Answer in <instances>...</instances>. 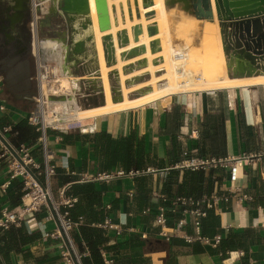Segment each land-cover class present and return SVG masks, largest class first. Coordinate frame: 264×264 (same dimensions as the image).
I'll return each instance as SVG.
<instances>
[{
  "label": "crops",
  "instance_id": "0c3cea01",
  "mask_svg": "<svg viewBox=\"0 0 264 264\" xmlns=\"http://www.w3.org/2000/svg\"><path fill=\"white\" fill-rule=\"evenodd\" d=\"M5 19L0 16V127L10 126L16 130L18 135L7 138L13 146L26 144L34 158H42L40 135L28 122L33 112L26 106L17 107L11 98L15 91L16 97L34 102L27 90L35 88L36 91L37 88L36 57L22 34L9 31ZM43 26L44 40L55 42L61 51L62 71L75 78H85V71L82 72L80 67L83 62L75 60L70 34L65 31L66 38L56 36L61 25L49 15L45 16ZM66 64L69 66L65 69ZM220 92L223 94L219 95ZM244 93L245 96L236 89L183 94L138 110L93 119L85 125L77 124L71 130L50 133L49 145L56 156V175L52 178L51 188L58 202L77 200L71 209L70 238L82 257L81 264H105L103 255L115 260L116 264H264V184L258 185L260 174L264 172V156L252 168L220 169L218 181L204 173L206 183L196 188L195 193L198 191L203 196L211 192L227 193L232 186L247 184L255 198L247 208L235 200L220 205L221 214L217 215L221 224L217 234L224 233L222 247L214 248L199 242L187 244L181 239L167 243L158 238L153 225L156 211L163 205L158 195L169 200L180 195H194L190 181L202 171L174 168L178 162L194 157L232 159L264 153V88L251 87ZM207 119L213 124V135L221 134L218 137L220 144L215 143L212 154L224 152L223 158L208 154V147L201 142L203 123ZM99 133L113 139L135 135L145 153L163 161L164 165L150 167L148 173L119 178L109 184L81 182L82 175L126 171L120 166L102 171L100 151L104 140L100 138L98 150L93 141V136ZM176 145L179 146L177 151ZM5 156L0 155L1 212L5 207L12 208L11 196L21 185L14 180L5 193L1 191V186L10 178V170L4 166ZM142 183L147 186V194L139 189ZM107 218L125 231L136 228L138 232L116 235L99 227ZM23 225L29 234L38 235L40 239L23 246V254L11 253L5 263H2L0 250V264H73L64 258L61 243L51 245L42 241L58 230L49 209L34 214ZM225 227L228 229L224 230ZM141 232H149L148 239L160 240L164 248L150 249ZM231 236L234 248H227L225 243ZM225 250L231 255H225ZM240 252L245 256L240 257Z\"/></svg>",
  "mask_w": 264,
  "mask_h": 264
},
{
  "label": "bare ground",
  "instance_id": "6f19581e",
  "mask_svg": "<svg viewBox=\"0 0 264 264\" xmlns=\"http://www.w3.org/2000/svg\"><path fill=\"white\" fill-rule=\"evenodd\" d=\"M49 4L50 0H44ZM128 0H108L112 28L109 31L101 32L99 27V19L95 6V0H90L92 32L96 38V52L99 62L100 80L104 93L105 104L102 106L82 109L79 107L75 98V92L80 86V79L70 77L69 74L62 71L61 51L53 41H44L42 50L45 61L55 60L61 67V74L58 83V91L52 90L51 103L47 113L44 116V124L50 128L51 126L67 130L70 125L83 124L97 118H105L115 116L124 112L138 110L147 106H151L158 102L169 100L183 94L218 92L228 90L230 92L236 89L241 90L245 96V91L251 87L264 88V74L259 76L232 78L226 72L227 60L223 52L222 42L218 36V22L205 23L203 21L196 22L193 16L191 0H154L155 6L152 9L145 10L142 7V0H139L141 6L142 19L135 17L134 21L128 19ZM213 13L216 16L215 0H211ZM124 6L126 23L122 21L120 6ZM113 6L117 8V15L113 13ZM175 6L174 14H171L170 7ZM134 7V5H133ZM151 10L156 11L154 18L147 19L144 14ZM190 14V16H189ZM197 16V15H196ZM156 23L159 33L150 37L147 27ZM138 24L143 25L144 34L141 36L140 43L133 40L132 28ZM128 30L131 44L127 48H120L117 40V33L121 30ZM113 35L116 45V55L118 63L108 66L103 46V37L105 35ZM160 40L162 50L156 54L150 52V42ZM141 44L148 46L149 51L146 55L136 59L126 61L121 59V53L125 50L135 48ZM215 48L219 51L215 52ZM89 47L83 46L79 50V57L83 58L84 53ZM144 58L149 59V66L144 69H137L131 73H126L125 69L129 64H134ZM163 58V61L155 65L153 61ZM163 70L164 74L158 76V72ZM117 72L118 80L121 85L122 100L114 102L112 93L111 75ZM150 75V79L146 82L133 86H127V81L136 77ZM95 79L97 73L91 74ZM94 75V76H93ZM114 76V75H113ZM87 79V77H85ZM166 82L162 88L159 85ZM151 88L148 94L131 98L135 92ZM51 91L47 84L44 93ZM50 200L53 197L49 193ZM65 231L69 226H64ZM61 235V234H60ZM69 239V236H67ZM70 241V239H69ZM72 250L76 254V249L70 241ZM64 255L74 264L70 249L67 245L63 248Z\"/></svg>",
  "mask_w": 264,
  "mask_h": 264
},
{
  "label": "built area",
  "instance_id": "2783aa9c",
  "mask_svg": "<svg viewBox=\"0 0 264 264\" xmlns=\"http://www.w3.org/2000/svg\"><path fill=\"white\" fill-rule=\"evenodd\" d=\"M43 6H46V2L44 0H32V31L34 37V55L36 57L37 64V88L35 94L30 95L31 99L36 104V108L28 121L31 126L37 129L39 135H41L40 142L43 162H39V160L33 157L30 148L27 147L26 144L20 143L18 146H14L26 165L32 170V174L29 173L21 164H18L16 170H14L13 174L9 176V181L1 186V191L5 193L11 186L12 182L17 180L18 177H24V179H26L25 182L22 183V204L16 208L5 207L2 209L0 217V233L6 232L13 226L19 227L31 219L34 214L39 213L44 209H49V202H51L58 213L63 227L69 226V228L65 231V233L69 236L68 232L72 226V220L70 217L71 209L74 207L77 200L67 199L61 202L55 201L51 188L52 178L56 175V156L49 145L48 130H55L56 128L52 126L48 128L44 124V116L46 115L47 109L51 103L52 90L58 91L57 87L59 84L56 82L59 80L60 73L57 66H53L51 63L44 61L43 59L42 42L38 37V28L42 19L41 10ZM46 84L48 89L51 90L49 95L44 93ZM0 131L5 138L18 135L16 130L10 126L3 127ZM11 156L14 157L13 155ZM262 156H264V153L245 154L241 157L232 159L194 157L178 162L174 168L202 171L213 181H218V171L220 169L230 168L234 171L235 168H252L255 165V162L260 160ZM150 171L151 170H131L127 172L124 170H114L111 172L101 173L96 176L82 175L80 181L104 182L109 184L119 178L136 177ZM25 175H27V177H25ZM263 184L264 172L260 174L258 180V185ZM49 193L53 197V202L50 200L48 195ZM158 197L162 200L163 205H161L156 211L153 225L154 228L157 229V236L159 239L167 243H170L175 239H181L187 244L199 242L202 244L212 245L214 248H220L223 246L225 239L224 233L220 232L212 239L207 237L203 230L204 219H206L211 212L221 214L220 205L228 204L232 200H235L243 208H247L249 204L255 201V198L247 184H244L243 186H232L227 193L222 194L211 192L200 197L194 195H180L170 200L165 196L158 195ZM98 226L109 230L116 235H122L125 232H138L136 228H130L125 231L121 228V226L112 222L110 218H107ZM190 228H192L191 231ZM225 229L227 230L228 228L225 227L224 230ZM60 234L61 232L58 229L53 234H49L47 237H44L42 241L46 244L52 245L54 243L53 238L63 239ZM140 234L143 239L149 238V232H141ZM61 249H63V246ZM225 255H231V252L225 250ZM103 256L105 264H116L115 260L107 258L105 255ZM239 256L243 257L245 256V253L240 252ZM78 257L81 260V255L78 254ZM64 258L70 261L65 255Z\"/></svg>",
  "mask_w": 264,
  "mask_h": 264
},
{
  "label": "water",
  "instance_id": "95a60500",
  "mask_svg": "<svg viewBox=\"0 0 264 264\" xmlns=\"http://www.w3.org/2000/svg\"><path fill=\"white\" fill-rule=\"evenodd\" d=\"M14 1L13 8L9 9L11 15V22L8 25V29L11 32H15L16 28L20 24L18 15L24 10L23 0H11ZM55 4L63 11L69 20L72 32L71 37L75 49L76 60L87 63V60L92 61L95 65V73L97 77L100 73L99 60L96 52V38L92 32V20H91V5L90 0H53ZM195 8V14L199 19L210 20L215 22V15L213 13V7L211 0H191ZM142 7L145 10L152 9L155 6L154 0H142ZM16 5V6H14ZM134 5V7H133ZM95 6L99 19V27L101 32L111 30V17L109 11L108 0H95ZM129 18L134 21L136 11V18L142 19L141 6L139 0L127 1ZM113 13L117 15V8L113 6ZM216 17L221 28V35L223 39V49L227 57V66L229 76L232 78H245L252 76H259L264 74V0H215ZM123 22L126 23L124 6H120ZM12 13V14H11ZM145 18L150 19L156 16V11L151 10L144 14ZM147 32L150 37H153L159 33V28L156 23L147 27ZM133 40L135 43H140L141 36L144 34L143 25L138 24L132 28ZM118 45L120 48H127L131 44V39L128 30L124 29L117 33ZM83 46L89 47L91 51L84 53L83 58H80L78 53ZM103 46L105 51V58L108 66H113L118 63L116 55V45L113 35H105L103 37ZM150 52L156 54L162 50L160 40H154L150 42ZM149 48L145 44H141L135 48L125 50L121 53V59L130 61L140 56L146 55ZM163 61V58H158L153 61L155 65ZM149 66V59L144 58L134 64H129L125 72L131 73L134 70L144 69ZM98 67V68H97ZM159 75L164 74L161 70ZM114 75V76H113ZM111 75L112 93L114 102L121 101V85L118 80L119 75L117 72H113ZM150 79V75L136 77L127 81V86H133L139 83L146 82ZM115 81L116 85H113ZM166 82L159 85L160 88L164 87ZM28 94L34 95L35 88L27 90ZM151 88L135 92L131 95V98L143 96L148 94ZM105 104L103 99L102 105ZM100 105V106H102ZM98 107V106H97ZM0 142L11 152V154L17 159V161L32 174L30 167L26 165L23 158L18 154L15 147L3 136L0 131ZM49 210L53 218L56 220L57 226L64 242L68 246L71 252L74 264H81V260L78 257V253L72 250L70 241L65 233L64 227L61 224L58 213L51 202H49ZM71 239V238H70Z\"/></svg>",
  "mask_w": 264,
  "mask_h": 264
},
{
  "label": "trees",
  "instance_id": "16d2710c",
  "mask_svg": "<svg viewBox=\"0 0 264 264\" xmlns=\"http://www.w3.org/2000/svg\"><path fill=\"white\" fill-rule=\"evenodd\" d=\"M223 93L220 92L219 95ZM17 93L14 91L11 94V98H13V102L17 107L26 106L30 109V112H34L36 108L35 102L25 101L19 97H16ZM224 121L226 120V116L223 117ZM208 120V119H207ZM243 126V125H242ZM3 127H0L2 129ZM35 128V127H34ZM36 129V128H35ZM213 124L210 120L205 121L203 123V131L201 135V142L204 143L208 147V154L223 158L225 156L224 152L212 154V149L215 143L219 146L220 141V132L215 137L213 135ZM89 136V135H88ZM86 136V137H88ZM67 139H70V136H66ZM102 138L104 140V144L102 146V150L100 151V157L102 159L101 167L102 171L110 170L115 166H120L126 171H147L150 167L161 168L164 165L163 161L153 159L149 154H146L144 148L139 146L136 141V136L130 138H120L113 139L110 135L107 134H95L93 136V141L97 144V150L100 145L99 140ZM176 151L179 150V146H175ZM42 156V155H41ZM39 162H43V158H37ZM206 183V179L204 178V172L196 173V177L190 181V185L193 188L192 194L200 196L198 191L195 193L196 188H198L199 184ZM22 184L20 185L15 195L11 196V207L16 208L22 204ZM195 188V189H194ZM139 189H142L145 194L148 193L147 186L142 183L139 186ZM1 217V210H0ZM24 224V223H23ZM16 227L13 226L6 232L0 233V250L3 254L2 263H5L8 259L9 255L13 252H17L23 254L22 248L25 245H29L39 240L38 235H31L28 233L24 225ZM220 216H218L215 212H211L209 216L203 221V229L204 234L208 237H213L217 234L220 229ZM233 237H229L226 240L227 248H234V244L232 243ZM146 243L150 246V249H161L164 248L162 246V242L160 240H152L147 239ZM154 245H157L154 247ZM236 247V246H235Z\"/></svg>",
  "mask_w": 264,
  "mask_h": 264
},
{
  "label": "rangeland",
  "instance_id": "374dc122",
  "mask_svg": "<svg viewBox=\"0 0 264 264\" xmlns=\"http://www.w3.org/2000/svg\"><path fill=\"white\" fill-rule=\"evenodd\" d=\"M46 6H47V4H46ZM191 6H192V11H195V8H194V5H193L192 2H191ZM175 10H176L175 6H171L170 7L171 14H174ZM134 14H135V17H136V11L135 10H134ZM189 16H190V14H189ZM193 18L195 19L196 22L203 21L205 23L207 22L208 24L209 23L210 24L214 23V22H212L210 20L199 19L196 16V14L193 16ZM128 19H130L129 18V13H128ZM122 21H123V18H122ZM215 21L218 22L216 16H215ZM217 26H218V36L221 39L222 47H223V39H222V35H221V28L219 26V22H218ZM89 51H91V49H89ZM215 52H216V54L219 53V51L216 48H215ZM223 52H224V49H223ZM224 55H225V52H224ZM225 57H226V55H225ZM226 60H227V57H226ZM47 62L51 63L53 66H57L58 68L60 67V64L57 61H55V60H51V61H47ZM225 66H226V72L229 75L227 64ZM80 67H81L82 72L85 71L83 74L86 75L87 79L86 78H79L80 79V86L75 92V98L77 100V103H78L79 107L82 108V109H88V108H94V107L102 105V102H103V99H104V93H103L102 84H101L100 80H98L97 76L95 77V79H92L93 77L91 75V74L95 73L94 71H95L96 65L94 66L95 68H93L92 62H87V63L83 62L80 65ZM88 68H90V70H88ZM67 74H68V72H67ZM70 77H72V76L70 75ZM73 78H75V77H73ZM48 92H50V91H48ZM76 126H78V125H70L69 129H67V130H71V129L75 128ZM60 131L63 132V131H66V130H60V129L59 130L58 129L48 130V139H50V133L51 132H60ZM39 137H41V135ZM40 144H41V142H40ZM0 155H6L4 157V160H5V165L4 166L8 167V169L10 170L9 171L10 175L13 174V171L16 170L18 164H20V163L17 161V159H15V157L11 156L12 155L11 152H9V150L1 143H0ZM25 177H27V175H25ZM17 180L19 182H21V184H22L23 182H25L26 179H24V177H18ZM53 197H54V195H53ZM55 201H57V200L55 199ZM68 233H69V237H70V231ZM53 240H54V243L52 245H57V244L61 243L63 245V248L66 245L64 243L63 239H59L60 241H58V242H56L57 240L55 238H53ZM70 241L72 242V240H70Z\"/></svg>",
  "mask_w": 264,
  "mask_h": 264
},
{
  "label": "flooded vegetation",
  "instance_id": "af4514ba",
  "mask_svg": "<svg viewBox=\"0 0 264 264\" xmlns=\"http://www.w3.org/2000/svg\"><path fill=\"white\" fill-rule=\"evenodd\" d=\"M50 3L47 4V6H43L41 12H42V19L40 21L39 24V28H38V37L39 40L43 43L44 40V26H43V21L45 19V16H50V18H52V20L56 23L61 25V27H59V30H56L55 35L56 36H61V38H66L65 35H63V33L66 31L67 34H70V38L71 37V32H72V27L71 24L69 22V20L67 19L66 15L63 13V11L55 5V2L53 0L49 1ZM13 4L14 1L11 0H0V16H5V23H7V26L10 24L11 22V15L9 12V9L13 8ZM23 4H24V10L18 15V19L20 20V24L18 25V27L16 28L15 32L16 33H20L24 36L25 40H26V45L27 47L31 50L32 53H34V37H33V31H32V0H23ZM16 6V5H14ZM12 14V13H11ZM69 22V24H68ZM65 32V33H66ZM54 36V34H53ZM43 54V59L45 61L44 58V53L42 51ZM76 60V58H75ZM93 63V62H92ZM93 67L95 66V64H92ZM68 64H66L65 69L68 68ZM95 68V67H94ZM113 85H116L115 81L113 82ZM102 99V98H101Z\"/></svg>",
  "mask_w": 264,
  "mask_h": 264
}]
</instances>
